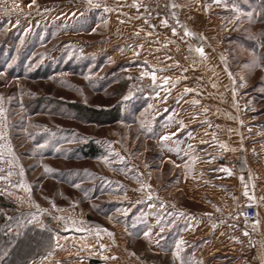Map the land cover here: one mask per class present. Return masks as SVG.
I'll use <instances>...</instances> for the list:
<instances>
[{
  "label": "rangeland",
  "instance_id": "1",
  "mask_svg": "<svg viewBox=\"0 0 264 264\" xmlns=\"http://www.w3.org/2000/svg\"><path fill=\"white\" fill-rule=\"evenodd\" d=\"M207 1L216 4L230 68L247 58L240 90L264 142V0ZM88 3L0 0V233H53V249L30 264H90L103 246L82 251L84 236L103 241L120 264H179L173 251H157L172 218L158 200L177 192L174 160L160 149L158 112L148 104L150 82L113 53L108 25L93 27ZM73 104L119 114L92 121ZM88 143L99 155L81 154ZM36 240L24 242L25 255ZM110 241L118 244L111 251Z\"/></svg>",
  "mask_w": 264,
  "mask_h": 264
},
{
  "label": "crops",
  "instance_id": "2",
  "mask_svg": "<svg viewBox=\"0 0 264 264\" xmlns=\"http://www.w3.org/2000/svg\"><path fill=\"white\" fill-rule=\"evenodd\" d=\"M172 2L185 21L183 35L172 31L164 18L150 21L144 0H90L85 7V13L95 17L93 27L108 25L113 53L125 56L150 82L148 104L158 112L160 141L166 144L160 149L174 160L172 188L177 198L158 200L159 211L172 215L160 242L171 246L164 249L163 242L157 251H173L179 264H264V151L250 157L264 142L260 122L243 98L247 93L240 90L246 83L247 58L230 68L232 57L215 2ZM228 154L236 158L233 166L223 159ZM246 205L256 206L260 214L252 254L240 253L215 220L217 213ZM92 239L79 241L84 252L103 246L88 256L90 264L121 263L117 258L110 261L104 242ZM110 244V251L118 245ZM61 249L72 251L69 243ZM59 253L46 259H56Z\"/></svg>",
  "mask_w": 264,
  "mask_h": 264
},
{
  "label": "built area",
  "instance_id": "3",
  "mask_svg": "<svg viewBox=\"0 0 264 264\" xmlns=\"http://www.w3.org/2000/svg\"><path fill=\"white\" fill-rule=\"evenodd\" d=\"M145 6L149 20L162 17L168 26L179 35L184 33V23L181 16L171 6V0H146ZM257 153H250L251 158H256ZM227 165L233 166L236 158L228 154L224 158ZM52 216L49 218L52 220ZM215 220L222 224L228 236L237 244L239 252L252 254L254 252V236L260 226V214L256 206L246 205L234 210L220 212L215 215Z\"/></svg>",
  "mask_w": 264,
  "mask_h": 264
},
{
  "label": "trees",
  "instance_id": "4",
  "mask_svg": "<svg viewBox=\"0 0 264 264\" xmlns=\"http://www.w3.org/2000/svg\"><path fill=\"white\" fill-rule=\"evenodd\" d=\"M78 114L89 117L92 121L102 118H117L118 112L107 113L98 111L82 105L73 104L70 106ZM100 148L93 143L85 144L80 148L81 154L86 157H96L100 153ZM37 238V244L32 248L30 254L25 255L22 247L25 241ZM25 247V246H24ZM54 247L53 233L47 230H41L28 226L18 237L9 234L0 233V264H30L36 259L46 256Z\"/></svg>",
  "mask_w": 264,
  "mask_h": 264
}]
</instances>
